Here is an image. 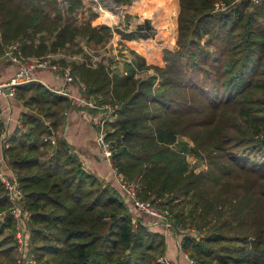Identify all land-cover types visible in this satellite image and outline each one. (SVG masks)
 Returning <instances> with one entry per match:
<instances>
[{"label":"trees","instance_id":"obj_1","mask_svg":"<svg viewBox=\"0 0 264 264\" xmlns=\"http://www.w3.org/2000/svg\"><path fill=\"white\" fill-rule=\"evenodd\" d=\"M179 2L177 42L163 49L165 66L148 65L135 50L122 72L104 56L97 67L62 63L85 84V97L120 104L107 134L112 166L137 184L140 199L169 211L189 258L264 264V159L249 155L264 158V0ZM68 3L63 9L58 0H0V56L20 42L25 56L64 49L89 60L81 43L100 55L115 30L125 40L148 36L93 25L92 9L79 21L83 0ZM151 68L154 74L138 78ZM15 99L26 110L4 156L24 192L36 264H166L165 234L87 170L64 137L67 112L85 107L34 81L17 86ZM4 129L0 118V135ZM193 155L207 169L196 171ZM10 207L0 181V264L19 257L29 264Z\"/></svg>","mask_w":264,"mask_h":264},{"label":"built area","instance_id":"obj_2","mask_svg":"<svg viewBox=\"0 0 264 264\" xmlns=\"http://www.w3.org/2000/svg\"><path fill=\"white\" fill-rule=\"evenodd\" d=\"M96 12L104 10L111 11L114 4L111 0L109 2H102V0H93ZM258 2L259 0H253ZM61 8L65 9L69 6L68 0H58ZM224 7L223 4L218 5ZM110 8L111 10H108ZM225 8V7H224ZM86 54L90 56L89 60L78 55H68L64 49L57 52H48L42 56H25L22 52V44L15 42L7 46L4 54L0 56L1 62H8L16 66V71L8 80L0 81V98L1 97H15L16 87L28 82H41L52 91L68 97L75 104L85 107L83 109L86 115L90 118L92 124L97 129V139L100 144L103 156L111 162L113 156L112 143L107 137L109 132V125L114 123L119 118L120 104L119 103H97L94 98L84 96L86 86L82 82L76 81L69 65H64L61 61H69L68 58L73 60L86 61L91 67H97L105 53L98 58L95 56L93 50L86 45L83 47ZM41 72H50L62 81V86L59 88L49 87L43 79L39 77ZM74 86V87H73ZM1 109V106H0ZM0 118L3 119L2 111L0 110ZM8 136L5 129L0 135V181L3 184L8 197L11 200L10 212L17 220L16 238L18 241V249L22 256L27 258L29 264H36L35 256L30 252L29 247V227L28 216L29 213L25 210L23 204L24 192L19 183V179L14 171L7 165L4 156V150L9 147ZM114 173L119 177V182L126 193L127 202L131 208L153 216L157 222H162L167 232L173 231L172 223L168 220L169 211L161 210L155 207L150 201H144L137 195V184L124 180L121 174L113 167ZM180 240L177 244L180 246ZM188 255V254H187ZM189 257V256H188ZM189 259V264H197L193 259ZM166 264H174L167 258L161 259ZM22 263V257H19L18 264Z\"/></svg>","mask_w":264,"mask_h":264},{"label":"rangeland","instance_id":"obj_3","mask_svg":"<svg viewBox=\"0 0 264 264\" xmlns=\"http://www.w3.org/2000/svg\"><path fill=\"white\" fill-rule=\"evenodd\" d=\"M113 1L115 2L114 8L112 10L108 8V10H111L110 12L108 11V14L104 11L97 12L98 16L92 20V24H107L128 33L141 32V34L148 36H142L136 40H131L130 43H127L126 41H122L125 39H122L121 34L115 30L111 43H109L105 49L101 50L100 55L95 53V56L99 58L102 53H105L104 57L113 59L118 65V70L121 72L125 69V59L133 57L131 51L129 52V50H135L144 56L148 65H158L160 67L165 66L163 49L171 47L177 42L178 15L180 10L179 0H133L127 4L117 3L115 0ZM102 2L109 1L102 0ZM83 3L84 8H82L78 13L79 21L87 20L90 15L89 10H93L94 8L93 0H83ZM224 7L223 9H225ZM147 26H150V28H147ZM81 45L84 50V44L81 43ZM74 55H78L80 57L83 56V58L86 59V57L81 53H76ZM68 60L69 61H63H66L67 64L74 61L79 63L84 62L80 60H73L71 58H68ZM149 74H154V69L151 68L147 71L140 72L138 74V78H145ZM187 142L193 146V142L190 139H188ZM245 154L246 152H240L239 156H245ZM249 155L258 161L264 159L263 154L260 153H250ZM192 158L193 159L190 160L192 162L191 166L194 167L196 171L207 169V164L204 161L197 160L194 155ZM190 232L192 233L193 231ZM180 233L183 235L182 230ZM175 235H177L178 239L181 241L182 235H178L177 232ZM10 264H18V262H11Z\"/></svg>","mask_w":264,"mask_h":264},{"label":"crops","instance_id":"obj_4","mask_svg":"<svg viewBox=\"0 0 264 264\" xmlns=\"http://www.w3.org/2000/svg\"><path fill=\"white\" fill-rule=\"evenodd\" d=\"M130 43L131 40H122ZM111 43V42H110ZM16 71V66L8 63H0V81L8 80ZM39 77L49 86L59 88L62 81L57 79L50 72H41ZM74 87V86H73ZM1 111L3 121L5 122V132L10 136L15 128L19 125L21 114L26 110L22 103L15 97H1ZM63 135L72 147V150L79 155L85 168L98 175L99 178L113 185L118 189L127 200L125 192L122 189L119 177L114 173L113 166L102 154L100 144L97 139V129L91 123L90 118L82 109H72L67 112L63 126ZM128 201V200H127ZM131 207V206H130ZM131 211L137 217H141L145 224L155 231L163 232L168 243L166 258L174 264H189V257L184 253L177 244L178 236L174 231L167 232L162 222H157L156 218L143 214L131 208Z\"/></svg>","mask_w":264,"mask_h":264},{"label":"bare ground","instance_id":"obj_5","mask_svg":"<svg viewBox=\"0 0 264 264\" xmlns=\"http://www.w3.org/2000/svg\"><path fill=\"white\" fill-rule=\"evenodd\" d=\"M104 12H106L107 14L109 13L108 11L104 10Z\"/></svg>","mask_w":264,"mask_h":264},{"label":"water","instance_id":"obj_6","mask_svg":"<svg viewBox=\"0 0 264 264\" xmlns=\"http://www.w3.org/2000/svg\"><path fill=\"white\" fill-rule=\"evenodd\" d=\"M189 160H191V159L189 158Z\"/></svg>","mask_w":264,"mask_h":264}]
</instances>
